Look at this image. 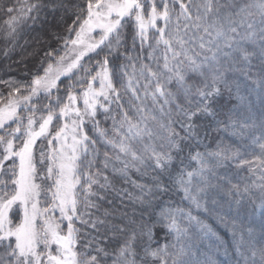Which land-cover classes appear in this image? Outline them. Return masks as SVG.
Listing matches in <instances>:
<instances>
[{
  "label": "snow or ice",
  "instance_id": "1",
  "mask_svg": "<svg viewBox=\"0 0 264 264\" xmlns=\"http://www.w3.org/2000/svg\"><path fill=\"white\" fill-rule=\"evenodd\" d=\"M0 11L8 17L13 47L19 43V21L32 20L34 26L44 13L43 27L49 15L55 20L62 12L56 27L63 33L55 38L65 49L55 65L45 67L44 60H52L59 47L46 52L35 67L29 95L10 98L0 108V130H5L0 136V264H107L112 240L95 247L102 241L78 228L77 221L97 233L103 228L123 237L113 264H199L197 241L215 238L205 222L212 217L231 230L235 264H264V111L258 121L243 111L253 93L264 105V0H37L27 9L21 6L22 15H13L15 6L0 4ZM158 20L163 26L157 27ZM101 52L103 60L92 62L91 56ZM121 59L131 64L118 63ZM77 72L83 74L71 80ZM64 78L69 79L66 97L59 95ZM97 81L98 89L93 87ZM225 91L239 101L228 112L218 107ZM39 94L49 102L29 105ZM62 99L57 116L54 105ZM21 103L30 113L24 126L17 114ZM44 111L47 115L37 119L35 113ZM101 114L112 121L110 129L99 127ZM54 118L65 123L53 133ZM13 122L17 127L7 131ZM213 125L259 143V156L241 158L248 155L246 142L233 148L220 141L210 151L212 145L203 141ZM43 140L47 150L36 147ZM101 143L106 149L102 160ZM245 166L250 173L260 172L259 183L249 184V177L232 183ZM133 170L152 175L151 184L132 180ZM109 171L111 178L104 175ZM119 180L139 190V212L125 210L117 217L115 210L105 211L103 221L85 219L91 209L99 210L96 200H106L110 188L122 200L132 198L115 187ZM180 192L188 209L172 206ZM250 203L253 212H261L259 236L244 215ZM193 207L205 220L192 214ZM109 216L119 223H106ZM161 221L172 240L154 248ZM81 237L88 242L77 251Z\"/></svg>",
  "mask_w": 264,
  "mask_h": 264
},
{
  "label": "trees",
  "instance_id": "2",
  "mask_svg": "<svg viewBox=\"0 0 264 264\" xmlns=\"http://www.w3.org/2000/svg\"><path fill=\"white\" fill-rule=\"evenodd\" d=\"M37 0H0V4H3L4 7H10V6H15V8L17 9L16 12L13 13V15H22V13H20V8L21 6H23L25 9H27L28 5L36 3ZM73 2H76V0H73ZM159 10V9H158ZM32 15H35V13H32ZM41 20L40 21H36L35 25L33 26V21L32 20H27L26 23L23 21H19L16 24V29L18 32V39H19V43L15 45V47H13V43H14V39H9V32L11 31V29L7 26L6 21L8 20V17L4 15L3 11H0V99L4 98V97H8V95L11 94H23L25 93V91L28 90V88L31 85V80L33 78V74L35 72V67L36 65L39 64L41 58H43L45 56L46 52H51L52 49L59 47V51L54 52L52 55L53 57H56V55L58 56V54L60 53L62 47H60V45H62L63 41H57L55 36L57 33H63V27L61 28H57L56 24L57 21L59 20V17L61 15H63L62 12L57 13L56 14V19L54 20L53 17L51 15H49L47 17V22H45L43 24V27H41V21H44L45 18V14L41 13ZM145 16H147V12H145ZM157 27L159 26V22L157 23ZM131 35L129 34L128 36V40H127V47L129 49H131L132 47V39H131ZM149 35H153V30L150 29L149 30ZM158 35V34H156ZM49 45H51V47H49ZM138 50V48H137ZM120 52L124 51V48L121 47L119 49ZM105 52H107V48H105ZM105 52H101L99 54V56L97 55H92L91 56V61L95 62L98 60H103L104 56H105ZM5 53H7V56L5 55ZM133 54V53H130ZM146 55V53H145ZM51 60H44V65L48 64V62H50ZM85 65L88 64V60L86 59L84 61ZM118 63H129L131 64V62L129 61H125L123 59H121V61H119ZM137 67H139V65H137ZM43 70H41L42 72ZM129 71H131V68L129 69ZM82 72H77L75 75L71 76V80L75 81L77 76L82 75ZM6 81H13L12 84L6 83ZM69 83V79L68 78H64L63 82L60 84V88H61V92L59 93V95H61L62 97H66L67 92L64 91V86L67 85ZM117 87H119V85H116ZM81 91L83 88L87 87V83H84L81 86H78ZM14 89H19V91L14 92ZM226 92H223L222 95H224ZM79 94V92H78ZM244 95V93H242ZM255 93L251 94L250 97H253ZM57 95V93L54 91L53 92V99L55 98V96ZM222 95L220 96V99L222 97ZM227 97V95H224ZM231 99H237L236 94L230 96V99H227L228 101L231 102ZM251 99V100H250ZM247 100V102L243 105V111L245 110V107H249L253 105H255L256 101L253 98H250ZM238 100V99H237ZM49 101L47 98L44 99H40L35 105H37L38 107L43 106L44 104H47ZM64 103V100L62 99L60 104H56L54 105L55 110H56V114L58 116V112H59V107L62 106V104ZM234 106H238L239 105V101L238 102H234ZM263 106V111H264V105ZM219 107V104H218ZM220 109L223 112H227L226 109H223L220 106ZM102 112V110H100ZM45 112H36L35 116L37 119H39L41 116L45 115ZM19 117H21V125L24 126L27 124V116L30 115L29 112L26 113H18ZM261 114L260 115H256L254 120H259ZM103 120V122H105V124L107 126H109V121H105L104 115H98L97 116V120ZM69 122V121H67ZM54 127L50 128V131H52L53 133L57 130V128L62 125V121L60 119H56L54 118ZM38 126V123L36 125H34V127ZM17 127V123L13 122L11 123L9 126H7V131H11V129H14ZM4 131H0V136L4 135ZM86 131L90 132V129H86ZM91 133V132H90ZM215 134H223V135H227L228 138H231L233 140H239V138H241L240 136H238V138H236L237 135H235V130L233 129H229L226 132L225 131H218L215 127V125L211 126L208 129V136L207 139L205 141H203L204 144H211L212 148L209 149L214 150L217 142H215L216 140L218 141V138L215 137ZM226 137V136H224ZM216 139V140H215ZM246 143H250V140L248 137L245 138ZM243 139L239 140L237 143L239 144L240 142H242ZM16 144H19V141L15 142ZM219 143V142H218ZM228 146L231 147H235L234 143L231 142L229 140V142H227ZM237 144V145H238ZM43 146L45 148V150H47V140H43L40 141L38 143V145L36 146L37 148L40 146ZM236 145V146H237ZM203 149H201L202 151ZM2 153H3V146H0V158H2ZM39 156V153L37 152V158ZM5 167H7V165H5ZM44 169H42L41 171H43ZM191 169H187V171H189ZM104 175H107L111 178L112 173L109 172H105ZM129 177L136 181L137 183L140 184H146V185H150L152 179L154 178L152 175H150L149 173H135V172H131L129 173ZM45 186V185H44ZM115 187L117 189H123L126 190L127 192L132 194V198L130 199L129 197L125 196L123 198V200L121 199V193L117 192L113 189H109L108 190V194H107V198L104 201H99L96 200V203H98L99 206V210L96 209H91V216H85V219H96L98 218L99 220H105L104 217V212L108 211V212H112L113 210H115V215L118 217L122 212H124L125 210L128 212L129 215L132 214L133 211L139 212V204L136 201V197L139 196V190L138 189H134L132 187L131 184H126L123 180H119L115 182ZM95 191V189H94ZM98 195L103 196L105 195L104 192H99ZM181 193L177 194L174 196V200L176 201V203H174L172 206L173 207H177L180 206V197H181ZM95 199V198H94ZM163 199L165 201L169 200L168 196L163 197ZM109 201H111V203H109ZM84 209L81 207V211H83ZM251 212V210H250ZM19 217L16 218V220L18 221ZM253 219V218H251ZM77 223V227L81 228L82 231L84 232H89L90 235H94V236H98L100 241H102V243L96 244L95 247H104L105 244H107L108 240H112V244L111 246L107 247L106 251L108 252L109 256L111 257L110 259H108L107 264H113V261L116 258L117 253L119 252L120 248L123 246V237L117 235H114L111 232H104V229L101 228L100 233H97L95 231L90 230L89 227H85L83 225H81L78 221ZM106 223H119V220H113L111 218V216H109L108 220L106 221ZM151 223V222H150ZM210 225L212 226L213 232L215 233V238L213 239H202L197 241V248H198V261H203L205 262V264H232V262H234V248L233 244L232 247L228 246V245H223L221 246L222 248H220V245L218 243H224L226 239V234L222 235V232H219L218 234L216 233V226L215 224H213L212 222L210 223ZM156 240L158 241V243H153V247H158V246H162L165 243L170 242V236L169 237H165V231H166V227L164 222H160L159 224L156 225ZM228 237V236H227ZM119 241V242H117ZM87 239L84 237H81L80 240H78L77 245H78V249L79 250H83V244L87 243ZM230 247L232 249H230ZM3 254V250L0 249V255ZM93 255H95V252H92ZM215 261V263H214Z\"/></svg>",
  "mask_w": 264,
  "mask_h": 264
},
{
  "label": "rangeland",
  "instance_id": "3",
  "mask_svg": "<svg viewBox=\"0 0 264 264\" xmlns=\"http://www.w3.org/2000/svg\"><path fill=\"white\" fill-rule=\"evenodd\" d=\"M159 22V26L161 27V26H163V21H157V23ZM74 35V34H73ZM95 35H97V37H98V35H99V33H96ZM64 53H65V49L62 47V49H61V51H60V53L58 54V56L56 55V57H53V59L50 61V62H48V64L49 63H52V64H54L55 65V63H56V60L60 57V56H63L64 55ZM70 62V61H69ZM253 63L254 64H256L257 65V67H258V62L257 61H253ZM48 64H46L45 65V67L48 65ZM40 74H43V71L40 73ZM93 87L94 88H99V82L97 81V82H95L94 84H93ZM86 88V87H85ZM29 92H30V87L28 88V90L27 91H25V93H23V94H11V95H8V97L6 96V97H4V98H2V99H0V108H3V107H5L6 105H8V103H9V99L11 98V99H14V100H22V97H24V96H27V95H29ZM226 93L224 94V95H227V97L226 96H224V95H222V97H221V99H220V97H219V99H218V104H219V108H220V106L223 108V109H226L227 110V112H228V110H230V109H233L234 107H236V106H234L235 104H234V102H238V100L237 99H231V102L230 101H228L227 99H230V95L228 94V92L227 91H225ZM244 93V95L245 96H248V93L247 92H243ZM79 95V94H78ZM233 95H235V93H233ZM44 98H46L43 94H39V98H36V97H34L32 100H30L28 103H29V105H31V104H36L40 99H44ZM250 98H253L255 101H256V103H255V105H253L252 106V104H251V106H249L248 108L247 107H245V112H247L249 115H251L252 117H253V119L255 118V116L256 115H260L261 113H262V111H263V106H262V103H261V100H260V98H259V96L258 95H256V94H254L253 95V97H250V96H248V99H250ZM251 100V99H250ZM163 101H160V103H162ZM149 106L151 107L152 106V101H151V99H149ZM158 106V105H157ZM78 107H80L81 109H83V102H82V99L81 100H79L78 101ZM27 111H25L24 110V106H23V103H21V105L18 107V109H17V114L18 113H26ZM19 115V114H18ZM47 115V112H45V115L44 116H46ZM62 121V124L63 123H65V121H63V120H61ZM107 121H109V126H107L106 124H105V122H103V120L101 119V120H98V122H99V127L100 128H102V129H110V127H111V124H112V121L111 120H107ZM69 123H70V121H69ZM11 124V123H10ZM9 124V125H10ZM8 125V126H9ZM36 128H38V126H36ZM88 128L90 129V132H91V123L89 122V126H88ZM0 131H3V130H0ZM91 134V133H90ZM224 136H226V137H224ZM215 137H217L218 138V141L216 140L215 142H217V144H218V142H220V141H223L224 142V145H228L227 144V142H229V140L231 141V142H233L234 143V146L235 147H237L238 145V141L239 140H241V139H243V141L242 142H244V141H246V136L245 137H243V138H239V140H233V139H231V138H228L227 137V135H223V134H218V136H217V134H215ZM109 138H111V136L109 135L108 137H105V138H103V139H109ZM236 138H238V136H236ZM237 145V146H236ZM249 145H250V147H249V149H248V155H246V156H242L241 158L242 159H248V160H253V159H255V157H257V156H259V154H260V148H259V143H255V142H253L252 140H250V143H249ZM97 147L99 148V151H100V158H101V160L103 159V153H104V151L106 150L105 149V147L103 146V144L101 143V144H98L97 145ZM234 147V148H235ZM236 163H238V161L236 162ZM96 169H93V171H95ZM43 171H45L46 172V166H45V168H44V170ZM190 171V170H189ZM233 171H235V169H233ZM133 172H135L134 170H133ZM131 173V172H130ZM243 177H249V179H248V183L249 184H251L253 181H256L257 183H259L260 182V172L259 171H256L255 173H250L249 172V170H248V167L247 166H245L244 167V169H243V171H241L240 172V174H239V176L238 177H236L235 179H233L232 180V183L233 184H235V183H237V181L238 180H240L241 178H243ZM38 183H39V181H37ZM44 187H47V185H45ZM181 193V195H183V193L182 192H180ZM41 201H43V199H44V197L42 196L41 198ZM255 203H259V200L258 199H256L255 200ZM41 207H46L47 205L46 204H44L43 202L41 203V205H40ZM180 207H184L185 209H188V204H187V202H183V203H181L180 202ZM250 210H251V212H250ZM191 211H192V214L193 215H199V217H200V219L201 220H205V216L203 215V214H201V210H199V209H195L194 207L191 209ZM55 216H59V213L57 212V213H55L54 214ZM244 215L247 217V219H248V221H249V225L250 226H254V228H255V230H256V235L257 236H259V229H260V225H261V221H262V217H261V212L260 211H255V212H253V210H252V205H251V203L246 207V210H245V213H244ZM251 218H253V219H251ZM161 222H163V221H161ZM205 222L206 223H208V224H210L211 222L213 223V224H215V226L217 227L216 228V233L218 234L219 232H222V235H224V234H226L227 236H226V239L227 240H225V242L224 243H218L219 245H220V248H222L221 246H223V245H228V246H231L232 247V244L234 245V241H233V237H232V234H231V230L230 229H226L225 227H224V225H222V224H219L218 223V221H216L215 220V218L214 217H212V218H209V219H206L205 220ZM76 223V222H75ZM76 226H77V223H76ZM37 227H41V222H39L38 221V223H37ZM61 229H62V234H66V222H65V224H63V225H61ZM168 240H172V237H170V239H168ZM13 244H14V238H13ZM230 247V249H232V248H234V247H232L231 248ZM39 250H41V251H43L44 249H43V247L41 246L40 247V249ZM77 251H82V250H79L78 249V245H77V249H76ZM52 251L54 252L55 251V246L53 245L52 246ZM235 257V256H234ZM207 263H208V261H207ZM206 263V264H207ZM214 263H215V261H214ZM199 264H205V262H203V261H199ZM220 264V263H219ZM232 264H235V258H234V262H232Z\"/></svg>",
  "mask_w": 264,
  "mask_h": 264
}]
</instances>
